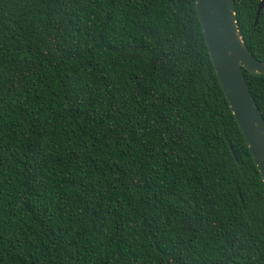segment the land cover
Returning a JSON list of instances; mask_svg holds the SVG:
<instances>
[{
	"label": "trees",
	"instance_id": "trees-1",
	"mask_svg": "<svg viewBox=\"0 0 264 264\" xmlns=\"http://www.w3.org/2000/svg\"><path fill=\"white\" fill-rule=\"evenodd\" d=\"M260 2L235 9L264 62ZM0 264H264L195 0H0Z\"/></svg>",
	"mask_w": 264,
	"mask_h": 264
},
{
	"label": "water",
	"instance_id": "water-1",
	"mask_svg": "<svg viewBox=\"0 0 264 264\" xmlns=\"http://www.w3.org/2000/svg\"><path fill=\"white\" fill-rule=\"evenodd\" d=\"M207 47L246 143L264 182V116L249 87L245 70L264 76V62L247 48L238 25L235 0H195ZM264 9L261 0L258 23ZM233 154L239 161L237 153Z\"/></svg>",
	"mask_w": 264,
	"mask_h": 264
}]
</instances>
